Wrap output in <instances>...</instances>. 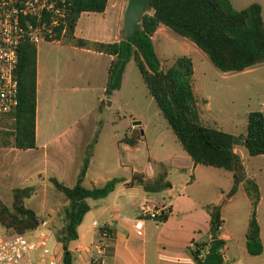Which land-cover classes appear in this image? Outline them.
<instances>
[{
    "label": "crops",
    "instance_id": "1",
    "mask_svg": "<svg viewBox=\"0 0 264 264\" xmlns=\"http://www.w3.org/2000/svg\"><path fill=\"white\" fill-rule=\"evenodd\" d=\"M230 1L237 9L258 2L264 22V0ZM126 4L127 0H107L105 10L100 13L80 12L73 36L97 42L118 40L122 36L121 16ZM80 22L87 26L83 31L79 28ZM78 28L81 33L77 31ZM150 39L158 58L155 41L169 39L175 43L180 51L178 56L186 54L191 57L192 73L195 68L192 53L196 54L199 61L209 60L194 43L177 35L162 23L156 27ZM42 43L39 48L35 46V146L27 150L15 147L0 148V200L9 203L12 187L33 184L30 182L36 179L45 182L50 175H56L67 185H73L86 151L85 147L92 142V152L82 184L86 187H100L111 177H118L120 181L103 198L85 199L89 209L82 214L77 225V238L68 242L70 252L96 238L97 231L92 226L95 221L100 225L106 223L112 229V240L105 248L107 264H200L194 259L190 249L194 244L202 245L200 247L203 248L210 242V213L207 206L218 204L221 220L218 236L225 253V259H220L219 264H231L234 259L243 264H264V169L252 167L257 156H250L240 144L233 147L242 160L245 175L252 179L259 189L255 219L262 248L260 254L252 256L247 254L244 248L251 205L242 184L237 186L229 198H225L233 182L231 173L218 167L195 165L176 141L175 135L174 139L167 138V134L170 136L167 124L162 122L159 108L154 110L152 107L151 97L147 100L149 107L153 108L152 119H147L148 124H154L150 127V135H147L149 126L145 124L142 113L133 115L127 134L120 137L116 129L113 131V138L105 142L104 148L109 160L104 163L97 162L98 155L102 153L101 137L105 126L94 114L104 103L107 108H111L114 99L112 97L116 91H124L125 95L132 92L130 87L135 86H129L130 73L126 71L128 63L124 68L121 86L105 96L103 86L106 81V68L113 55L97 53L89 48L75 47L64 42ZM178 56L173 54L171 62ZM159 60L162 67L171 63L163 64L160 58ZM256 66L231 72L217 70L212 74L206 73L204 82L211 87L205 89L204 94L198 98L194 94L193 83L192 91L197 100L199 116L206 113L205 121L212 120L225 132L243 134L245 130L239 133L227 128L245 126V115L260 110L264 101L257 109L231 111L225 108V104L217 97V104L213 106L214 97L210 92L219 87V79L233 83L235 89H242L244 93L249 92L255 85V82H251V70ZM75 90H79L77 95L73 93ZM132 104L137 105L136 102ZM213 107H216L217 111L213 110ZM134 129L140 130V138L133 146H128L122 142V138L128 137ZM141 150H145L148 160L140 164ZM150 161L154 164L150 163L149 179L154 178L158 164H168L166 179L169 186L154 191L155 196L144 192L141 185L132 182L133 171L140 172L143 176V169ZM129 164L131 167L128 170ZM143 179L147 178L143 176ZM33 194L37 200L35 206L41 212L39 215L49 226L58 213L57 206L61 204L43 199L40 196V187H36ZM142 195H148L155 201L168 202L170 209L158 219H142V227L135 229L133 221L138 215L137 204ZM237 195L245 201V208L230 224L227 223L226 210L233 209ZM49 229L54 237V228L50 225ZM5 233L9 232L0 226V237ZM57 243L60 244L58 241ZM49 244L51 245L52 241H49ZM33 264L45 263L36 258Z\"/></svg>",
    "mask_w": 264,
    "mask_h": 264
},
{
    "label": "trees",
    "instance_id": "2",
    "mask_svg": "<svg viewBox=\"0 0 264 264\" xmlns=\"http://www.w3.org/2000/svg\"><path fill=\"white\" fill-rule=\"evenodd\" d=\"M153 11L144 12L140 17L139 31L127 39L97 42L95 40L74 37L78 15L82 11L105 10L107 0H74L66 16L67 27L64 43L75 47H85L97 53L113 55L106 68V81L103 95L121 86L126 63L133 60L146 84L149 96L156 102L160 114L176 137V141L196 164L218 167L228 171L233 177L231 188L225 194L229 198L239 184L245 189L251 210L246 223L245 252L256 256L261 253V239L256 222L258 186L245 175L239 154L233 150L242 145L250 156L258 154L264 157V118L257 109L245 115V132L228 133L213 125H203L199 120V108L194 97L192 59L182 54L168 66H160V60L152 47L150 36L162 23L174 33L183 36L196 45L211 64L222 72L238 71L251 68L264 62V22L261 5L248 4L237 9L230 0H149ZM122 32V31H121ZM18 59L15 72L17 77L16 98L18 104L9 114L10 128L0 131V148L15 147L27 150L35 146L34 110L36 108L35 59L37 49L31 43L18 46ZM102 103H100V107ZM140 138V130L134 129L122 142L133 146ZM88 143L83 160L73 185H67L56 175L46 180L55 191L61 193L67 204L64 205L62 223L54 231L55 240L60 243L66 264H70L72 253L68 242L77 238V225L82 214L89 209L85 200L103 198L117 182L118 177H111L100 187H86L82 184L84 172L89 163L92 149ZM168 166L158 164V171L153 179H143L140 172L133 171L132 182L143 187V191L153 193L169 186L166 179ZM37 185L27 184L10 189V202L0 200V226L7 232L25 234L38 226L42 217L37 211L25 206L24 199L32 195ZM211 239L222 244L218 233L220 229V206H207ZM112 236V229L109 228ZM202 245L194 244L190 249L200 264H219L216 260L199 259L197 255Z\"/></svg>",
    "mask_w": 264,
    "mask_h": 264
},
{
    "label": "built area",
    "instance_id": "3",
    "mask_svg": "<svg viewBox=\"0 0 264 264\" xmlns=\"http://www.w3.org/2000/svg\"><path fill=\"white\" fill-rule=\"evenodd\" d=\"M74 0H0V116H9L15 110L17 77L15 72L19 45L39 42H62L66 32V16ZM264 118V103L260 107ZM150 162L143 176L150 178ZM138 215L133 226L140 229L142 219H158L169 212V204L142 195L137 204ZM96 238L85 246L74 249L70 264H107L105 248L112 240L110 226L93 221ZM220 230V229H219ZM52 241V244H49ZM210 246L208 242L197 255L204 259ZM218 258L225 259L221 244L216 248ZM45 264H66L60 244L49 226L42 220L25 234L12 232L0 237V264H33L34 259ZM231 264H243L234 259Z\"/></svg>",
    "mask_w": 264,
    "mask_h": 264
},
{
    "label": "rangeland",
    "instance_id": "4",
    "mask_svg": "<svg viewBox=\"0 0 264 264\" xmlns=\"http://www.w3.org/2000/svg\"><path fill=\"white\" fill-rule=\"evenodd\" d=\"M85 25V23H84ZM87 26H83L82 23L80 22V27L83 31ZM77 29L79 33H81L80 29ZM43 43L39 42L37 43V47L39 48L42 46ZM155 47L157 48V53L159 58L163 61V64H167L172 61L173 54L174 55H179L180 51L177 48V45L173 43L171 40L166 39V40H159L154 42ZM194 57V75H193V83H194V94L196 98L200 97L201 95L204 94L205 89H210V84H205L204 79L206 73H214L218 69H216L211 62L206 59L207 61H199L197 59V56L195 53L191 54ZM126 71L130 73V83L129 86H132L134 84V88L132 92L129 95H125L124 91H116L113 95L112 98V104L110 101L108 102V105L111 104V108H107V104L104 103V106H102L100 109H97V112H95V117L99 121H102L104 124V132L101 137V148L100 150L102 151L101 154L98 155L97 157V162L98 163H104L109 160L108 154L106 152V149L104 148L105 142L108 141L109 138H111L113 135V131L117 129L118 134L120 137H123L125 134L128 133V126L129 122L133 120V115H136L137 113H142L143 119L145 124L149 126L147 135H150V127L154 126V124L147 123V119H152V111L153 108H158L156 102L154 100H151L152 102V107L150 108L148 105L147 100L149 99V94L146 90V84H144V81L142 79L141 74L139 73L136 65L134 64L133 60H130L127 64ZM252 80L251 82H255V85L252 86L251 90L249 92H243L242 89H235L233 83L231 84L229 81L227 82L226 80L219 79L218 82L219 87L217 89H213L212 95H213V101L212 105L216 106L217 104V99L216 97L222 101L223 104H225V108L229 110H237L241 111L242 109L245 108H250V109H257L260 104L264 101V62L257 64V66L251 70ZM134 76H136L134 78ZM137 78L139 80V83H137ZM79 90H75L73 93L74 95H77ZM138 101V102H137ZM136 102L137 105H133L132 103ZM98 106V105H97ZM140 108H139V107ZM213 110H216V107H213ZM160 118H162V122L166 124L164 118L162 115H159ZM136 119V118H134ZM206 113H202L199 116V120L203 125H213L216 126L218 124H214L212 120L208 119L206 120ZM10 121L11 119L8 116H0V131L2 129H8L10 128ZM155 125L157 126L156 122ZM168 128V132H170V136L167 134V138H173L174 139V133L170 129L169 125H166ZM220 126V125H218ZM216 126V127H218ZM221 127V126H220ZM218 127V128H220ZM143 130V127H141ZM222 130V129H221ZM227 130H233L237 132H244L245 126L238 125L236 128H227ZM148 137V136H147ZM113 138V137H112ZM103 143V144H102ZM92 146V142L89 143ZM91 148V147H90ZM144 149V147H143ZM92 152V151H91ZM254 166H252L254 169L256 168H263L264 169V157L261 154H258L257 157L254 158ZM147 155L145 150L140 151V164L145 163L147 161ZM151 165L154 164L153 161H150ZM132 164V162H131ZM129 168L130 169V165ZM167 166L168 164L165 163ZM249 170V169H248ZM250 172V171H249ZM41 179V177H39ZM42 180V179H41ZM41 180L36 179L33 182L37 187H40V196L45 199L48 202H56L58 204V213L56 216H54L53 221L50 223L51 228H54V230H57L60 226L61 220L63 218V213H64V206L62 205L63 203L67 204V201L65 200L64 196L55 191L54 188L51 186V184L46 180L45 182H41ZM45 192V195H44ZM151 196H155V192L151 194ZM24 204L25 206H29L34 208L37 213H41L40 210L36 208V197L34 194L30 195L26 199H24ZM235 205L233 209H227L226 210V217L227 223L233 222V218H235L237 215L241 214V211L245 208V201L239 197L238 195L235 197ZM61 218V219H60ZM49 225V226H50ZM2 228V227H1ZM9 233H5V235H8ZM3 235V236H5Z\"/></svg>",
    "mask_w": 264,
    "mask_h": 264
},
{
    "label": "water",
    "instance_id": "5",
    "mask_svg": "<svg viewBox=\"0 0 264 264\" xmlns=\"http://www.w3.org/2000/svg\"><path fill=\"white\" fill-rule=\"evenodd\" d=\"M152 8L149 0H127L125 10H123L121 16L122 22V36L123 40L127 39L130 35H133L139 31L140 17L144 12L151 13ZM210 246L205 254L208 260H216L218 258V252L216 251L219 242L216 239L210 240Z\"/></svg>",
    "mask_w": 264,
    "mask_h": 264
}]
</instances>
